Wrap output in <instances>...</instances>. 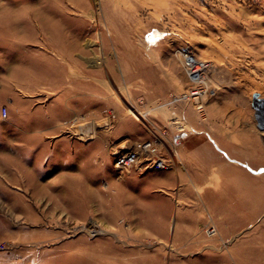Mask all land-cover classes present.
I'll return each instance as SVG.
<instances>
[{"label":"rangeland","instance_id":"1","mask_svg":"<svg viewBox=\"0 0 264 264\" xmlns=\"http://www.w3.org/2000/svg\"><path fill=\"white\" fill-rule=\"evenodd\" d=\"M186 55L203 69L192 74ZM19 84L40 97L41 119L30 107L24 126L7 99ZM254 96L264 100V0H0V147L67 153L40 165L29 157L21 183L17 158L4 157L0 179L17 178L0 184V264H264V111ZM147 140L174 163L113 165L119 144ZM202 143H228L224 158L259 185L236 235H220L193 189L149 195L135 183ZM177 212L209 218L182 227Z\"/></svg>","mask_w":264,"mask_h":264},{"label":"crops","instance_id":"2","mask_svg":"<svg viewBox=\"0 0 264 264\" xmlns=\"http://www.w3.org/2000/svg\"><path fill=\"white\" fill-rule=\"evenodd\" d=\"M12 73L8 74V77H12ZM20 82V81H19ZM21 83V82H20ZM25 84H22V87ZM21 84L18 85L17 90L11 91V95L7 96V99L12 103L16 102L17 108L23 110L21 118H18L17 124L25 125L28 118L25 117V110L32 108V116L29 118L32 121H39L41 118L37 116V109L39 103V93L31 94L25 90H21ZM10 91V90H8ZM59 100L65 102V109L68 112V91L64 94L58 95ZM57 100V96L55 97ZM7 107V106H6ZM6 134L5 137H7ZM24 136V135H23ZM32 140V143L40 141L39 137L29 138L27 141ZM1 141V139H0ZM6 141V140H4ZM22 141L26 142L22 137ZM6 143V142H5ZM228 144V143H227ZM226 143H222L223 147L218 144V150L211 148L208 144H199L197 146L188 147L185 149H177L176 167L169 171L163 172H151L147 175L136 178V184H142L140 191L148 193L149 195L154 190H168L176 189L177 194L180 197L181 190H194V196L200 199L202 206L207 205L208 214L217 228V231L221 236H233L241 232L245 226L243 221L247 218L249 212L250 198L247 197L249 187L253 189H259V185L256 181H252L249 173L239 164L233 162V160L225 159L223 153H227L228 148ZM25 145V144H24ZM227 147V148H226ZM226 148V149H225ZM232 148L229 149V152ZM223 152V153H222ZM7 155H12L17 158L15 165L18 166L15 173L18 174V178L14 177V173L10 170L6 173L5 180L10 182L11 179H18V183L29 180L25 175V165L29 157H33V165H40L44 161L43 157H66L65 150H60L59 153L55 149H36V148H17V149H3L0 147V168L4 167V162ZM239 156L238 154H231V156ZM14 164L13 162H10ZM66 163V161H65ZM35 167L32 168V172L35 174L38 172ZM28 171V169H26ZM22 171V173H21ZM29 172V171H28ZM33 177V176H32ZM35 179V177H33ZM65 178L63 176L60 177ZM5 180L0 179V184H4ZM37 181V178H36ZM58 182V181H57ZM17 183V184H18ZM235 192L236 196H231L232 192ZM140 193V192H139ZM183 194V193H182ZM192 194V193H191ZM213 198H215L213 200ZM213 200V201H212ZM258 203V200H254L252 205ZM202 214L196 213H181L177 212L174 215L175 222L179 223V226L183 227V223L186 221L196 222L200 220H208V216H201ZM177 223V224H178ZM191 226V225H190ZM193 228H187L184 230V235H191Z\"/></svg>","mask_w":264,"mask_h":264},{"label":"built area","instance_id":"3","mask_svg":"<svg viewBox=\"0 0 264 264\" xmlns=\"http://www.w3.org/2000/svg\"><path fill=\"white\" fill-rule=\"evenodd\" d=\"M185 62H186V65H187L189 71L192 74L200 72L203 69V67L205 66V64L203 62H198L197 60L192 58L190 55H186ZM0 115L2 118H6L7 108L5 106H3L1 108ZM159 143L160 142H157V141L153 142V141L147 140V141L143 142L142 144L137 143V145H132V147H130L127 150L130 152L137 150V151H139V153H136V154L132 153L133 157H135V158L139 157L140 159L145 158L144 160H142L139 168L140 167H144V168L148 167V168H152V169L153 168L166 169L174 163V159L171 156L164 157L163 155H158V150H159L158 144ZM143 153H146V155L142 156ZM118 154L119 155H117L116 159L114 160V163L116 161L119 162V161L123 160L120 152ZM131 159H133V158H131ZM146 160H148V162L143 163ZM114 163H113V165H114ZM205 232L207 233V235L211 236L216 232V229L213 225H209L206 227Z\"/></svg>","mask_w":264,"mask_h":264},{"label":"bare ground","instance_id":"4","mask_svg":"<svg viewBox=\"0 0 264 264\" xmlns=\"http://www.w3.org/2000/svg\"><path fill=\"white\" fill-rule=\"evenodd\" d=\"M80 126V125H79ZM80 128V137L82 138V137H86V139L88 138V137H90V136H92L93 135V132H94V126L92 125V124H89V125H83V126H81V127H79ZM129 147L130 146H126V144H124V143H121V144H119V146H118V148L120 149L119 151L117 150V149H115L114 151H113V153H117V152H120V154H121V156H122V158H123V160L122 161H116L115 163H114V166L116 167V168H119L120 170H122L123 171V169H129V168H133V167H136L137 166V163L141 160L139 157L138 158H135V157H133V155H132V153H139V151H137V150H134V151H132V152H130V151H128L127 149H129ZM122 148H125L124 150H122ZM133 158V159H131V158ZM145 159V158H144ZM143 159V160H144ZM62 176V175H61ZM60 176V177H61ZM60 177H56V178H54L52 181H51V185L53 184V183H55V182H57V181H60L61 180V178ZM65 177V176H64ZM41 187V186H40ZM44 188V187H43ZM67 194H64V196H63V199H62V203H64L65 205L64 206H61V208L64 210H66L67 211V205H66V203H68V200H67ZM82 201H83V199H82ZM87 201V200H86ZM88 202V201H87ZM94 222V221H93ZM114 249H115V247H113ZM112 249V248H111ZM110 249V250H111Z\"/></svg>","mask_w":264,"mask_h":264},{"label":"water","instance_id":"5","mask_svg":"<svg viewBox=\"0 0 264 264\" xmlns=\"http://www.w3.org/2000/svg\"><path fill=\"white\" fill-rule=\"evenodd\" d=\"M253 104H254L256 111L258 113L264 111V110H262V109H264V100L263 99H258L256 96H254L253 97Z\"/></svg>","mask_w":264,"mask_h":264}]
</instances>
